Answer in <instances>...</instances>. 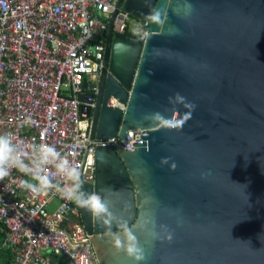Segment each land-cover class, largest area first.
Instances as JSON below:
<instances>
[{
	"label": "water",
	"instance_id": "obj_1",
	"mask_svg": "<svg viewBox=\"0 0 264 264\" xmlns=\"http://www.w3.org/2000/svg\"><path fill=\"white\" fill-rule=\"evenodd\" d=\"M116 6L137 19L159 10L162 21L149 22L141 40L113 32L109 19L105 69L96 92L81 97L93 98L90 137L123 141L127 131L142 133L132 151L96 148L93 182L84 190L111 200L137 232L142 264H264V0ZM177 93L195 105L182 129L143 119L189 111L172 103ZM109 98L124 109L107 106ZM76 207L96 264H132L97 218ZM146 219L155 222L156 239L141 230Z\"/></svg>",
	"mask_w": 264,
	"mask_h": 264
},
{
	"label": "built area",
	"instance_id": "obj_2",
	"mask_svg": "<svg viewBox=\"0 0 264 264\" xmlns=\"http://www.w3.org/2000/svg\"><path fill=\"white\" fill-rule=\"evenodd\" d=\"M118 0H0V134L12 133L30 152L32 144H51L81 170L83 184L94 178V152L115 145L132 151L140 130L123 141L90 137L96 80L103 66V41L109 19L112 31L141 40L149 21L117 7ZM134 29H140L135 31ZM89 86L82 88V80ZM107 106L124 109L113 98ZM45 174L54 175L49 165ZM31 177L13 169L0 180L1 248L8 264H96L76 203L62 193L34 195L22 188ZM63 180V178H61ZM35 183V181H32Z\"/></svg>",
	"mask_w": 264,
	"mask_h": 264
},
{
	"label": "clouds",
	"instance_id": "obj_3",
	"mask_svg": "<svg viewBox=\"0 0 264 264\" xmlns=\"http://www.w3.org/2000/svg\"><path fill=\"white\" fill-rule=\"evenodd\" d=\"M146 19L150 23L156 24L162 21V15L159 10H153ZM134 30L140 31V29ZM170 100L174 105H183L189 111L177 115L175 119L162 112L145 114L143 119L153 126L159 125L167 129H182L184 123L191 118V112L194 110L195 105L187 102L186 98L179 93L175 94ZM173 110L178 111L175 108ZM30 149L29 152L22 148L21 142L17 140L14 134H0V180L10 176L12 170L16 169L31 177L30 180L22 182L21 186L24 190L37 196L50 192L62 193L66 199L76 203L77 206L87 210L97 218L100 225L112 237V246L117 253L123 252L132 264H142L145 260V249L141 244L140 237L136 231L128 228L123 218L114 211L113 202L100 193L85 191L81 170L54 145L32 144ZM168 161L169 158L165 157L161 163L167 164ZM49 165L55 168L54 175L57 182L53 181L51 172L45 174L44 170ZM175 167V163H172L171 168L175 169ZM32 181H35V183ZM114 229L119 231H114ZM155 229L156 224L154 221L146 219L141 224V230L144 231L146 236L153 239H156L159 235ZM164 231L167 232V229L164 228ZM165 238L170 241L172 233L168 232Z\"/></svg>",
	"mask_w": 264,
	"mask_h": 264
},
{
	"label": "trees",
	"instance_id": "obj_4",
	"mask_svg": "<svg viewBox=\"0 0 264 264\" xmlns=\"http://www.w3.org/2000/svg\"><path fill=\"white\" fill-rule=\"evenodd\" d=\"M1 238H2V232H0V244H1ZM0 252H2L1 254L4 258V260L0 262V264H8L10 261V255L6 250L1 248V245H0ZM49 264H65V258L63 256L52 255L50 256Z\"/></svg>",
	"mask_w": 264,
	"mask_h": 264
},
{
	"label": "flooded vegetation",
	"instance_id": "obj_5",
	"mask_svg": "<svg viewBox=\"0 0 264 264\" xmlns=\"http://www.w3.org/2000/svg\"><path fill=\"white\" fill-rule=\"evenodd\" d=\"M100 38L103 41V45H104V49H103V57H104V52H105V32L100 34ZM104 69H105V66H104V62H103V66H102L100 72L102 70H104ZM100 72H99V74H100Z\"/></svg>",
	"mask_w": 264,
	"mask_h": 264
},
{
	"label": "rangeland",
	"instance_id": "obj_6",
	"mask_svg": "<svg viewBox=\"0 0 264 264\" xmlns=\"http://www.w3.org/2000/svg\"><path fill=\"white\" fill-rule=\"evenodd\" d=\"M1 253H2V252H0V262H2V261L4 260V258H3V256H2Z\"/></svg>",
	"mask_w": 264,
	"mask_h": 264
}]
</instances>
